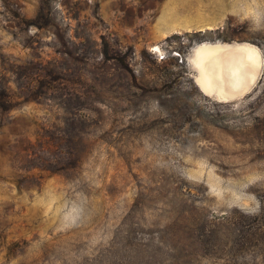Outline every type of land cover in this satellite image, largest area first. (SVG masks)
Instances as JSON below:
<instances>
[{"label": "rangeland", "instance_id": "1", "mask_svg": "<svg viewBox=\"0 0 264 264\" xmlns=\"http://www.w3.org/2000/svg\"><path fill=\"white\" fill-rule=\"evenodd\" d=\"M0 264H264V0H0Z\"/></svg>", "mask_w": 264, "mask_h": 264}, {"label": "bare ground", "instance_id": "2", "mask_svg": "<svg viewBox=\"0 0 264 264\" xmlns=\"http://www.w3.org/2000/svg\"><path fill=\"white\" fill-rule=\"evenodd\" d=\"M196 51L199 84L206 91H215L221 99L232 98L247 89L261 63L258 49L247 42L201 43Z\"/></svg>", "mask_w": 264, "mask_h": 264}]
</instances>
